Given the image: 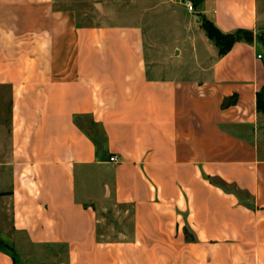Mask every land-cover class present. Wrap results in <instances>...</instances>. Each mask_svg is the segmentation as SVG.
<instances>
[{"label": "crops", "instance_id": "crops-1", "mask_svg": "<svg viewBox=\"0 0 264 264\" xmlns=\"http://www.w3.org/2000/svg\"><path fill=\"white\" fill-rule=\"evenodd\" d=\"M58 2L0 0V264H264L258 0L203 2L254 41L170 75Z\"/></svg>", "mask_w": 264, "mask_h": 264}, {"label": "rangeland", "instance_id": "rangeland-1", "mask_svg": "<svg viewBox=\"0 0 264 264\" xmlns=\"http://www.w3.org/2000/svg\"><path fill=\"white\" fill-rule=\"evenodd\" d=\"M192 2L193 0H60L58 7L70 12L73 20L80 26L140 28L148 68L155 71L156 75H170L181 69L189 71L193 68H206L214 47L201 29L202 21L207 20L204 14L198 12L202 4L195 7ZM187 3L192 5V12L187 11ZM258 4L264 23V0H258ZM256 40L257 43L263 42V33Z\"/></svg>", "mask_w": 264, "mask_h": 264}, {"label": "trees", "instance_id": "trees-1", "mask_svg": "<svg viewBox=\"0 0 264 264\" xmlns=\"http://www.w3.org/2000/svg\"><path fill=\"white\" fill-rule=\"evenodd\" d=\"M205 1L207 0H193L192 3L195 7H199V5ZM201 29L205 33L207 39L213 43L218 57L225 56L237 43L252 44L254 41L253 34L244 30H238L233 34L224 35L208 20L202 21ZM259 44H261L264 48V41ZM256 111L258 114L264 116V86L256 94ZM0 249H4L9 253L11 252L8 246L1 241Z\"/></svg>", "mask_w": 264, "mask_h": 264}, {"label": "built area", "instance_id": "built-area-1", "mask_svg": "<svg viewBox=\"0 0 264 264\" xmlns=\"http://www.w3.org/2000/svg\"><path fill=\"white\" fill-rule=\"evenodd\" d=\"M185 7L187 8L188 12H192L193 11V7H192V5L190 3H187L185 5ZM257 58L260 59L261 56H258ZM118 161H119V159H118L117 156H112L111 158H109V162L110 163L116 164V163H118Z\"/></svg>", "mask_w": 264, "mask_h": 264}]
</instances>
